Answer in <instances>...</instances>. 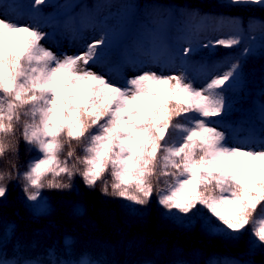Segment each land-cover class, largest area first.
Returning a JSON list of instances; mask_svg holds the SVG:
<instances>
[{
    "label": "snow or ice",
    "instance_id": "snow-or-ice-1",
    "mask_svg": "<svg viewBox=\"0 0 264 264\" xmlns=\"http://www.w3.org/2000/svg\"><path fill=\"white\" fill-rule=\"evenodd\" d=\"M46 2L30 0L29 7L38 13ZM226 6L264 12V0ZM252 20L264 30V17ZM47 41L39 24L0 15V162L18 155L20 140L37 153L23 172L11 158L7 170L0 167V203L17 180L27 201L39 204L43 189H71L79 177L89 189L99 184L104 195L136 205L147 206L155 195L168 212L187 215L202 206L215 220L214 233L236 239L251 226L264 246V140L258 148L230 146L216 121L230 108L225 93L240 75L238 62L216 74H190V41L176 50L153 45L141 53L147 63H178L180 70L122 77L121 69L137 61L126 50L114 52L107 32L75 54L58 55ZM240 43L233 34L201 47ZM109 56L116 57L112 66L93 70Z\"/></svg>",
    "mask_w": 264,
    "mask_h": 264
},
{
    "label": "trees",
    "instance_id": "trees-1",
    "mask_svg": "<svg viewBox=\"0 0 264 264\" xmlns=\"http://www.w3.org/2000/svg\"><path fill=\"white\" fill-rule=\"evenodd\" d=\"M124 1V5L106 18L98 14V0H47L38 13L29 7L30 0H0V6L9 18L20 23L30 19L41 27L55 19L62 21L76 8L80 9L85 21L96 18L99 28L90 38L75 29L68 44L80 49L107 32L114 52L121 53L127 45L133 56L137 54L136 48L146 50L144 42L131 45L138 24L151 25L153 32L161 35L174 29L181 31L192 17L195 25L208 15L214 19L227 12L248 25L252 18L264 17V12L257 9L226 6L227 0ZM175 21L177 24L173 25ZM199 36L198 33L197 39ZM64 38V29L58 28L48 34L47 42L59 47ZM217 48L200 47L189 57V65L196 72L198 67L201 71L223 59L241 66L242 76L225 93L230 108L216 121L225 126L243 123L244 130L251 128L263 133L264 121L254 111L252 98L264 100V49L254 58L243 51L234 52L235 47ZM257 58L263 59L260 67ZM115 60V56H109L105 63L97 65V71L105 72L106 66H112ZM121 76L124 77L122 72ZM247 117L254 120L253 125L246 123ZM77 153L83 155L79 147ZM36 155L20 140L18 155L6 154L0 167L7 170L11 158L23 172ZM107 179L110 181L111 177ZM72 185L66 190L43 189L42 200L37 204L27 201L22 180L10 184L11 194L0 203V259L7 264H83L84 261L89 264H264V246L254 240L250 226L236 239L214 233L210 220L211 224L215 220L202 206L184 215L176 210L168 212L157 203L155 195L147 206H142L104 195L99 184L89 189L79 177H73Z\"/></svg>",
    "mask_w": 264,
    "mask_h": 264
},
{
    "label": "rangeland",
    "instance_id": "rangeland-1",
    "mask_svg": "<svg viewBox=\"0 0 264 264\" xmlns=\"http://www.w3.org/2000/svg\"><path fill=\"white\" fill-rule=\"evenodd\" d=\"M98 1H100L98 2L99 3L98 14L100 18H106L110 16L114 11L118 9L120 5L122 4L124 5L125 2L124 0H98ZM0 15L3 16L7 15L6 10L1 6H0ZM191 19H192L191 24H189V20H190L189 19L188 21L185 22L186 24L181 29V31H177L174 29L169 34H166L163 37V40L159 34H155L153 32L151 25L138 24L136 25L134 34L131 36L132 39L131 45H140L141 43L144 42L146 44V50L152 49L153 45L157 46V50H159V46L161 45L167 47L170 50H176L178 48L182 49L183 47H188V41H190L192 46L195 47L198 33L200 35L199 38L200 42H207L208 39L214 40L217 38H224L236 34L239 36L241 43L235 46L236 49H234L235 50L234 52H237L238 50L241 52L243 51L244 53L250 54L255 58L256 54L260 50L264 49V30L261 29L258 20L253 21L251 24L248 25V22L245 24L244 20H239V18L235 17L229 12L216 16V18L214 19H212V15H208L207 19H204L202 22L198 23L197 25L194 24L195 21L193 17ZM247 20H249V18ZM25 23H29V22L25 21ZM176 24L177 22L175 21L173 25ZM58 28H63L66 35L61 46L59 48H53L48 43L45 44V46L51 48L58 55L61 53L75 54L77 52H80L83 48L77 49L75 46L68 44L67 36H70L76 28L82 30L86 37L93 36L99 28V23L96 18L93 19L91 22L85 21L81 10L80 9L78 10L76 8L64 20L61 21L55 19L49 22L48 26L46 28H43V30L47 33H53ZM160 39L162 40L161 42L159 41ZM126 46L127 45H124V51L128 50ZM217 49L221 50L224 48L218 47ZM245 49H249V51L245 52L244 51ZM136 52L137 54H135L134 56L130 55V58L137 62L129 63L121 69V72L125 75V77H130L132 75L139 74L141 71H145V70H152L158 73L163 72V74L165 75L173 74L180 70L178 63L175 66L147 63L146 62L147 58L141 55L143 51L139 50V48H136ZM141 60H144L145 62L143 63L139 62ZM227 60L229 59H223V61H219L211 67L202 68L201 71H210L213 74H216L218 72L227 70V66L229 65ZM256 61L258 62V67H260V65L263 62V59L257 58ZM197 69L199 71L200 67H198ZM93 70L97 71V65L93 66ZM187 70L190 74L197 73L193 65L188 64ZM239 76H242V74L240 73ZM194 83H196L197 86H199L200 84L203 83V77L197 76V79L194 81ZM253 97L254 98H252V103L254 106V111L258 114L260 119L264 120V100L261 101L257 97L255 96ZM246 122L252 123V120L246 118ZM217 125L221 130L225 131L227 141L230 146H235L237 144H244L249 147L258 148L260 141L264 140V134H257L254 131H252L250 128L249 129L247 128V130L244 131L241 125L229 124L227 127H224L220 122H217ZM108 238H111V236ZM83 264H89V263L87 261H84Z\"/></svg>",
    "mask_w": 264,
    "mask_h": 264
}]
</instances>
